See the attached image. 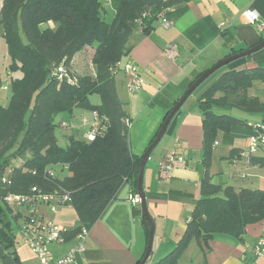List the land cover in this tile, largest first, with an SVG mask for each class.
Here are the masks:
<instances>
[{
    "label": "trees",
    "instance_id": "1",
    "mask_svg": "<svg viewBox=\"0 0 264 264\" xmlns=\"http://www.w3.org/2000/svg\"><path fill=\"white\" fill-rule=\"evenodd\" d=\"M191 1L112 0L115 18L109 23L102 15V0H3L0 16L11 59L9 71H19L22 76L12 78L10 106L0 103V264H20L12 223L25 216L5 203L7 195H27L34 189L45 194H68L66 205L75 208L81 221L79 228L67 233L71 240L80 228L91 229L96 224L124 185L139 193L142 157L130 146L131 120L127 104L118 96L116 75L125 67L136 32L150 35L161 14L175 20ZM83 51L88 53L93 68L86 74L72 66ZM247 59L256 67L225 72L199 101L206 197L196 203L187 230L174 250L152 264H178L194 241L207 244L217 234L242 239L249 225L264 221V190L225 189L213 185L209 173L218 134L248 123L231 111L261 115L264 122V99L249 94L257 81L264 84V49ZM62 67L66 76L60 79ZM96 95L99 103L91 101ZM76 108L98 113V134L92 141L71 137L67 146H61L57 118ZM17 160L22 165H16ZM250 163L264 168V154L253 156ZM56 167L68 169L69 175L55 176ZM138 214L149 236L151 226L141 207ZM152 254L153 250L145 264H151Z\"/></svg>",
    "mask_w": 264,
    "mask_h": 264
},
{
    "label": "crops",
    "instance_id": "2",
    "mask_svg": "<svg viewBox=\"0 0 264 264\" xmlns=\"http://www.w3.org/2000/svg\"><path fill=\"white\" fill-rule=\"evenodd\" d=\"M247 11H257L264 23V0H193L183 14L172 20L171 26L166 27L160 19L154 23L150 35H143L141 31L134 34L130 42L131 53L124 61L125 66L138 67L143 87L136 93L129 92L125 67L117 73L116 85L119 98L127 104L131 120L130 146L135 154L143 157L167 113L201 75L233 56L235 51H246L264 42V31L260 32L249 22L245 16ZM170 44L179 52L176 61L164 53ZM79 60L81 58L77 55L72 63L76 72L80 69ZM253 67L256 64L244 57L207 78L175 115L167 133L152 152L145 166L143 186L156 227L153 247L157 244V256L164 258L174 250L187 230L196 203L206 197L200 99L225 72ZM252 89L249 90L251 96L264 99ZM80 116L88 115L84 111ZM239 118L248 123L235 125L230 132H220L217 136L210 158V181L222 188L229 181L237 190H264V168L239 157V152L250 146V140L257 132L255 124H262L263 117L244 113ZM71 137L77 138L72 134L68 141ZM171 152L183 161L176 162L171 177L165 179L160 174L159 163ZM263 154L264 150H261L257 156ZM132 194L128 184L122 187L117 199L90 229L85 252L78 256L77 264H139L142 261L149 236L138 214L142 205L132 204ZM42 212L45 220H51L66 230L74 231L81 226L77 211L71 205L60 206L55 212L45 207ZM263 232L264 221L249 225L242 239L217 234L207 244L194 241L181 256V263L264 264V259H257L252 254ZM74 244L70 241L50 245L52 258L60 259ZM16 253L20 264H39L38 256L25 243L16 246Z\"/></svg>",
    "mask_w": 264,
    "mask_h": 264
},
{
    "label": "built area",
    "instance_id": "3",
    "mask_svg": "<svg viewBox=\"0 0 264 264\" xmlns=\"http://www.w3.org/2000/svg\"><path fill=\"white\" fill-rule=\"evenodd\" d=\"M164 14L159 18L166 27L172 25L173 21L166 19ZM245 16L250 23L256 25L260 32L264 31V23L261 21V15L257 11H247ZM164 53L172 60L176 61L179 58L177 47L173 44L167 45ZM127 75V87L130 93H136L143 87V80L140 76L138 67L132 64L125 66ZM59 78L63 79L66 76V70L62 67L59 69ZM90 124L91 131L88 135V140L92 141L98 134L101 119L98 113H91V120H85ZM60 127L64 130L70 126L62 121ZM256 128V134L250 140V146L242 150L239 156L242 159L250 160L257 155L261 150H264V127ZM183 159L177 158L175 152L167 154L159 163V171L163 178L169 179L174 170L176 162H182ZM5 181V178H4ZM69 200V195H58L57 193H43L34 189L31 194L18 195L9 194L5 197V203L11 207L18 208L20 211L24 209L27 214L24 216V224L22 225L23 242L27 244L31 250L38 256L39 264H77L78 256L85 252L86 240L90 234V228L82 227L73 236L71 240L67 239V233L70 232L51 220H45L41 208L49 207L52 212H55L58 207L66 205ZM130 200L133 205H141V197L139 193L132 194ZM74 241L75 244L69 251L60 259L54 260L49 246L52 244H64ZM252 254L257 259H264V232L254 245Z\"/></svg>",
    "mask_w": 264,
    "mask_h": 264
},
{
    "label": "rangeland",
    "instance_id": "4",
    "mask_svg": "<svg viewBox=\"0 0 264 264\" xmlns=\"http://www.w3.org/2000/svg\"><path fill=\"white\" fill-rule=\"evenodd\" d=\"M102 1H103L102 15L107 22L111 23V22H113V20L115 18V11H114V8L112 6V0H102ZM2 4H3V0H0V9L2 7ZM167 12H169V11H167ZM88 56L89 55L86 51H83V52L78 54V58H81V60L78 61L79 62V68H80V70H79L80 74H86V73L92 72L90 64H88V63H90V59ZM10 63H11V59H10V56L8 53V46H7L6 40L4 39V27H3V24L1 23V16H0V74H1L2 81H3V86L0 88V102L2 103V105L4 107H9L10 103H11V95H12L11 82H12V78L22 76V73L19 71H14L13 73H11V71H9ZM262 84L263 83L257 81L254 84V87L252 89L253 93H255L257 95L264 96V85H262ZM91 101L93 103H99V97L97 95L93 96V97H91ZM84 111L86 112V114L88 116H85V117L80 116L81 113ZM231 113L238 115V116L244 114L243 112L237 111V110H233V111H231ZM85 120H89V121L91 120L90 111L82 109V108H76L73 113L64 112L63 114L59 115V117L57 118L58 124L61 123L62 121H64L68 125H70V127L66 130L62 129L60 126L57 128L56 134H57V138H58L61 146H67L68 145V143H69L68 136H70L72 134H74L78 139L86 140L88 138V135L91 131V126H90V124L86 123ZM262 124L264 125V122ZM76 127H77V131H76ZM22 163L23 162L20 160L15 161V164L18 166L22 165ZM8 171L9 170H7L5 172V174L3 175L4 177L8 176ZM53 172H54V175L58 176L59 178H64V177L69 175L68 169L62 170L61 167H56ZM219 177H220V175H219ZM0 179H1V175H0ZM229 183L230 182L227 181L225 189L227 187H231L230 186L231 184H229ZM236 183L238 184L237 181H236ZM232 187H234V186H232ZM44 208L45 207L43 206L41 208V210L43 211ZM21 212L23 213V215L27 214V212L24 209H22ZM23 224H24V217L20 218L18 221L13 220V223H12V227L16 233V246H17V248L24 244L23 238H22L23 232L21 229ZM157 242H158V240H157ZM153 248H154V253L151 256L150 262H157L162 258V256L159 257L156 255L157 244ZM178 264H182L181 258H180ZM184 264H186V263H184Z\"/></svg>",
    "mask_w": 264,
    "mask_h": 264
},
{
    "label": "water",
    "instance_id": "5",
    "mask_svg": "<svg viewBox=\"0 0 264 264\" xmlns=\"http://www.w3.org/2000/svg\"><path fill=\"white\" fill-rule=\"evenodd\" d=\"M262 49H264V42H262L261 44H258L257 46H254V47L250 48L249 50L242 51V52H239L237 54H234L233 56L228 57L227 59L219 62L214 67H212L210 70H208L203 75H201L192 84V86L188 89V91L185 93L183 98H181V100L174 106V108L170 112L169 116L164 121L163 126L161 127L160 131L158 132V135H157L156 139L148 147V149L146 150L145 154L143 155L142 161H141V165H140V174H139V180H138V192H139V195L141 197V205H142L143 213H144L145 217L147 218V220L149 221L151 228H150L148 247H147V250H146L144 258L142 259V261L139 264H145L147 262V260L149 259L150 255L152 253V250H153L154 238H155V230H156L155 223H154V221H153V219H152V217H151V215L149 213L148 207H147V203H146V199H145V193H144V186H143L145 166H146V164H147L152 152L159 145V143L161 142V140L163 139V137L167 133L168 127H169L171 121L173 120V118L175 117V115L183 107L184 103L191 96V94L207 78H209L211 75H213L216 71H218L222 67H224V66H226V65H228V64H230V63H232V62H234L236 60H239L241 58L248 57L251 54L256 53L257 51L262 50Z\"/></svg>",
    "mask_w": 264,
    "mask_h": 264
}]
</instances>
